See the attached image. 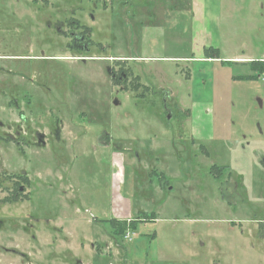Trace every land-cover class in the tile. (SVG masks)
Here are the masks:
<instances>
[{
    "label": "rangeland",
    "instance_id": "374dc122",
    "mask_svg": "<svg viewBox=\"0 0 264 264\" xmlns=\"http://www.w3.org/2000/svg\"><path fill=\"white\" fill-rule=\"evenodd\" d=\"M196 1L0 0V264H264V0Z\"/></svg>",
    "mask_w": 264,
    "mask_h": 264
},
{
    "label": "flooded vegetation",
    "instance_id": "af4514ba",
    "mask_svg": "<svg viewBox=\"0 0 264 264\" xmlns=\"http://www.w3.org/2000/svg\"><path fill=\"white\" fill-rule=\"evenodd\" d=\"M64 21L65 20H63L61 18L60 19L57 18L56 21L54 22V27L57 30V32L62 33V31H63L62 27L65 24V22H66V24H68L69 29H71V26L75 27V25H76V23H74V25H72L69 21H65V22ZM72 21H74V20H72ZM76 22H77V20H76ZM47 25H48V27L52 26L51 22H47ZM84 25L86 26V24H83V26ZM86 27L90 30V27H88V26H86ZM87 30L85 28V30H82L83 33H80V34H76L74 32L71 33V37H72L71 41L72 42L70 45H74V47H78V48H80L81 46L84 47V45L88 42V36H87L88 31ZM66 34L67 33H65V35ZM0 69L4 70L6 73L8 71L6 66H4ZM108 72H109L112 80L115 81L116 84H119L120 78L124 79L125 77H128V73L126 72V70L122 69V66L116 67V65H114L113 67H111L109 69ZM135 77H137V76H135ZM131 89L136 91L137 89H139V87H135L133 85ZM158 93H160V95L162 94V97H163L162 99L164 102L165 110H166L167 114H170L172 111V107H173V103L171 102L172 99L170 98V94L168 93L167 90L164 92L159 90ZM16 107L17 108L19 107L20 109H22L18 104H16ZM37 138L41 144H43V145L46 144L44 135H41L38 133ZM203 146H204V144H203ZM204 148H205V146H204ZM203 154L208 159L210 158L208 150L204 149ZM197 158L199 159V156H197ZM210 164H212V163H210ZM238 169L239 170H237V169L233 170V168L230 169L229 166H227V165L220 166L218 164H212V166L209 167L208 174L214 178V181L218 185V191L220 193L221 198L224 199L227 203L228 202L229 203L236 202L232 198V196H234V195L237 197H242V194H241V192H239V190L240 189L242 190V186H243L242 180L247 177V173L244 174L243 165H241V167ZM215 179H217V180H215ZM19 181L20 180L16 179L14 184L15 183L18 184ZM19 190L22 191L23 186H20ZM20 191H18L16 193V196H18Z\"/></svg>",
    "mask_w": 264,
    "mask_h": 264
},
{
    "label": "trees",
    "instance_id": "16d2710c",
    "mask_svg": "<svg viewBox=\"0 0 264 264\" xmlns=\"http://www.w3.org/2000/svg\"><path fill=\"white\" fill-rule=\"evenodd\" d=\"M212 50H216L217 51V49L216 48H212V46L210 48H205V52L207 54H209V52L212 51ZM253 64H254V68H258L257 67V62H255ZM110 221L115 224V226H116L115 231L117 233H119V234H124V233L127 232L128 229L131 228L130 223H129L128 220L111 219Z\"/></svg>",
    "mask_w": 264,
    "mask_h": 264
},
{
    "label": "crops",
    "instance_id": "0c3cea01",
    "mask_svg": "<svg viewBox=\"0 0 264 264\" xmlns=\"http://www.w3.org/2000/svg\"><path fill=\"white\" fill-rule=\"evenodd\" d=\"M192 4H193V9H192V12H191V19H192V26H194V32H193V44H194V49H195V20L198 22L199 21V9H198V2L196 0H192ZM203 35H204V32L202 31ZM205 42V39L202 38L201 40V43H203L202 47L203 46H206L204 44ZM210 47V46H209ZM192 51V53L194 54L193 56L195 57V51ZM173 58H188V57H184L183 55H181V57H173Z\"/></svg>",
    "mask_w": 264,
    "mask_h": 264
},
{
    "label": "water",
    "instance_id": "95a60500",
    "mask_svg": "<svg viewBox=\"0 0 264 264\" xmlns=\"http://www.w3.org/2000/svg\"><path fill=\"white\" fill-rule=\"evenodd\" d=\"M114 103H115L116 105L119 104V102H118L117 100H115ZM258 105H259L260 107L263 106V101H262L260 98H258ZM76 264H83V263H82L80 260H77V261H76Z\"/></svg>",
    "mask_w": 264,
    "mask_h": 264
},
{
    "label": "built area",
    "instance_id": "2783aa9c",
    "mask_svg": "<svg viewBox=\"0 0 264 264\" xmlns=\"http://www.w3.org/2000/svg\"><path fill=\"white\" fill-rule=\"evenodd\" d=\"M125 237H128V235L126 234V236ZM130 238V237H129Z\"/></svg>",
    "mask_w": 264,
    "mask_h": 264
}]
</instances>
